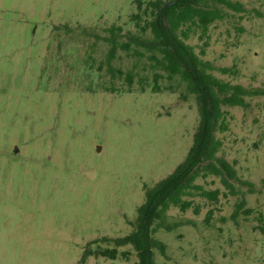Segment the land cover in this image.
Listing matches in <instances>:
<instances>
[{
	"label": "rangeland",
	"instance_id": "obj_1",
	"mask_svg": "<svg viewBox=\"0 0 264 264\" xmlns=\"http://www.w3.org/2000/svg\"><path fill=\"white\" fill-rule=\"evenodd\" d=\"M153 1L0 0V264H80L88 243L111 248L101 239L130 233L144 189L184 160L199 119L194 95L145 48L109 42L110 28L119 45L141 36L133 16L150 20ZM230 1L243 11L219 5L223 19L207 37L185 43L216 78L264 87V0ZM232 66L236 75L218 70ZM248 101L223 108L228 129L215 135L217 156L254 188L233 183V195L199 176L219 197L187 198L197 215L170 208L168 221L184 224L155 233L166 256L153 250L152 264H264V96ZM117 250L84 264H139L130 245Z\"/></svg>",
	"mask_w": 264,
	"mask_h": 264
},
{
	"label": "trees",
	"instance_id": "obj_2",
	"mask_svg": "<svg viewBox=\"0 0 264 264\" xmlns=\"http://www.w3.org/2000/svg\"><path fill=\"white\" fill-rule=\"evenodd\" d=\"M174 2L162 13L161 8ZM162 2L155 0L149 2L152 17L142 21L138 14L133 17L136 28L141 36L129 34L128 41L118 44L117 34L119 28H110L109 42L115 50L121 47L129 50L132 43L143 47L151 54L150 58L158 69L167 74V77L177 76L184 84L187 93L194 95L198 107V124L192 137V144L184 158L175 169L153 186L144 189V202L138 207L134 220L133 230L125 236L117 238L104 237L101 240L112 244L111 248L90 249L89 245L97 243L94 240L83 249L79 263L84 264L90 256H101L110 260L119 255L118 248L130 245L136 252L139 264H152L153 250L166 256V245L154 237L159 230L171 232L184 223L182 221L170 222L167 212L170 208H178L181 212L189 209L194 214L199 209L193 206V196L207 201H216L220 195L219 190H206L195 183L199 176L208 175L218 177L224 189L230 194L237 195L233 183H238L252 191L254 185L241 180L233 167L217 156L222 142L215 133L228 129L225 107H240L247 109L249 99L264 96V87H245L241 84H232L216 78L211 71L212 65L202 60L194 52L192 46L185 41L193 33H198L199 39L207 37L210 25L223 19V13L218 7L223 6L235 12L243 11V6L230 0H170ZM143 22V24H141ZM149 33L150 37L145 35ZM207 47V42H204ZM204 55V50L200 52ZM226 75H236L234 66L218 69ZM130 80V75H127ZM245 203L240 201L236 208L242 210ZM249 212V210H246ZM209 217L205 216L208 223ZM123 256V253L121 254Z\"/></svg>",
	"mask_w": 264,
	"mask_h": 264
},
{
	"label": "water",
	"instance_id": "obj_3",
	"mask_svg": "<svg viewBox=\"0 0 264 264\" xmlns=\"http://www.w3.org/2000/svg\"><path fill=\"white\" fill-rule=\"evenodd\" d=\"M173 4H174V2H169V3L165 4V5L161 8L160 12L162 13L164 10H166L168 7H170V6L173 5Z\"/></svg>",
	"mask_w": 264,
	"mask_h": 264
}]
</instances>
